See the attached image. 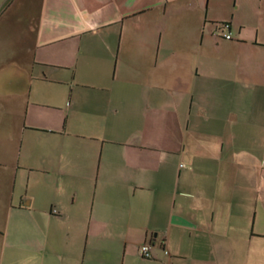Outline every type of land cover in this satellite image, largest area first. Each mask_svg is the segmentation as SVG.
Instances as JSON below:
<instances>
[{"label": "crops", "instance_id": "obj_1", "mask_svg": "<svg viewBox=\"0 0 264 264\" xmlns=\"http://www.w3.org/2000/svg\"><path fill=\"white\" fill-rule=\"evenodd\" d=\"M0 4V264H264V0Z\"/></svg>", "mask_w": 264, "mask_h": 264}, {"label": "built area", "instance_id": "obj_2", "mask_svg": "<svg viewBox=\"0 0 264 264\" xmlns=\"http://www.w3.org/2000/svg\"><path fill=\"white\" fill-rule=\"evenodd\" d=\"M221 27L225 30H229V24L228 23H224L221 25ZM224 39L229 40L230 39V33L228 31L227 34L223 35ZM163 254L165 256L168 255V252L166 250H163ZM139 255L144 258V259H150L151 258V246L149 244H142L139 247ZM163 264H168V263H163Z\"/></svg>", "mask_w": 264, "mask_h": 264}, {"label": "rangeland", "instance_id": "obj_3", "mask_svg": "<svg viewBox=\"0 0 264 264\" xmlns=\"http://www.w3.org/2000/svg\"><path fill=\"white\" fill-rule=\"evenodd\" d=\"M1 5H2V4H0V8H1ZM1 14H2V13H1V9H0V15H1Z\"/></svg>", "mask_w": 264, "mask_h": 264}, {"label": "trees", "instance_id": "obj_4", "mask_svg": "<svg viewBox=\"0 0 264 264\" xmlns=\"http://www.w3.org/2000/svg\"><path fill=\"white\" fill-rule=\"evenodd\" d=\"M224 24V23H223Z\"/></svg>", "mask_w": 264, "mask_h": 264}]
</instances>
